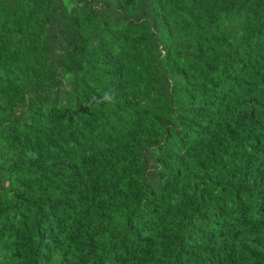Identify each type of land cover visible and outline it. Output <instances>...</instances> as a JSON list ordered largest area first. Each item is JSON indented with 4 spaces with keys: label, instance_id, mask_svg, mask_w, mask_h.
I'll return each instance as SVG.
<instances>
[{
    "label": "trees",
    "instance_id": "16d2710c",
    "mask_svg": "<svg viewBox=\"0 0 264 264\" xmlns=\"http://www.w3.org/2000/svg\"><path fill=\"white\" fill-rule=\"evenodd\" d=\"M0 264H264V0H0Z\"/></svg>",
    "mask_w": 264,
    "mask_h": 264
}]
</instances>
